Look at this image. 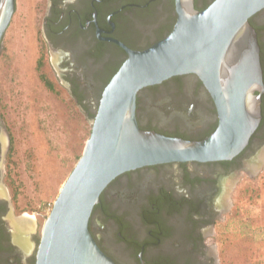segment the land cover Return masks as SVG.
<instances>
[{
  "label": "flooded vegetation",
  "instance_id": "af4514ba",
  "mask_svg": "<svg viewBox=\"0 0 264 264\" xmlns=\"http://www.w3.org/2000/svg\"><path fill=\"white\" fill-rule=\"evenodd\" d=\"M48 1L43 20L48 48L80 106H87L86 95H96L94 114L107 79L127 58L112 39L144 49L177 20L172 0ZM198 1L202 9L214 0ZM250 22L258 33L264 75V8ZM262 100L259 127L232 159L149 165L113 180L90 220L102 250L118 264H218L214 239L230 209V193L244 172L255 173L263 161L251 168L264 146V93ZM153 116L160 120L151 121ZM137 118L143 129L192 140L218 125L214 100L195 74L173 76L142 91ZM9 209L1 197L0 264H35L41 235L34 228L16 235Z\"/></svg>",
  "mask_w": 264,
  "mask_h": 264
},
{
  "label": "water",
  "instance_id": "95a60500",
  "mask_svg": "<svg viewBox=\"0 0 264 264\" xmlns=\"http://www.w3.org/2000/svg\"><path fill=\"white\" fill-rule=\"evenodd\" d=\"M176 23L144 49L116 41L127 58L105 86L91 119L83 154L63 184L41 230L35 264H118L90 229L94 208L109 184L140 167L232 159L249 143L263 118L261 46L251 17L264 0H175ZM16 0H0V46ZM195 74L212 96L217 128L202 139L143 129L137 118L142 90L177 75ZM8 145L3 143L1 164ZM3 178V172H1ZM9 201L10 198L4 195Z\"/></svg>",
  "mask_w": 264,
  "mask_h": 264
},
{
  "label": "rangeland",
  "instance_id": "374dc122",
  "mask_svg": "<svg viewBox=\"0 0 264 264\" xmlns=\"http://www.w3.org/2000/svg\"><path fill=\"white\" fill-rule=\"evenodd\" d=\"M48 3L16 0L0 46V163L3 143L8 145L0 165V198L7 195L9 216L30 220L29 226L39 235L83 154L96 98H82L84 109L62 79L59 61L43 33ZM155 120L160 118L151 117ZM171 125L186 129L178 123ZM258 154L251 168L263 160L261 167L239 178L230 193V209L217 225L218 264H264V146Z\"/></svg>",
  "mask_w": 264,
  "mask_h": 264
},
{
  "label": "trees",
  "instance_id": "16d2710c",
  "mask_svg": "<svg viewBox=\"0 0 264 264\" xmlns=\"http://www.w3.org/2000/svg\"><path fill=\"white\" fill-rule=\"evenodd\" d=\"M210 4H211V3H210ZM210 4L205 5V7H203V8L208 7ZM171 5H172L173 10H175V0H172V1H171ZM174 21H175V19H174ZM173 24H175V23L173 22L168 28H166V29H164V30H162V31L160 32V34H159V38H160V39L164 38L166 35H168V34L171 32V30L173 29V26H174ZM119 67H120V66H118V67L114 70V72L112 73L111 77H109V78L107 79V81H106V83H105L104 86H106V85L109 83V81L111 80V78H112V77L114 76V74L118 71ZM151 87H153V86H149V87L145 88L144 90L149 89V88H151ZM104 88H105V87H104ZM144 90H142V91H144ZM142 91H141V92H142ZM94 115H95V114H94ZM216 127H217V125L213 128V130H215ZM96 206H97V205H96Z\"/></svg>",
  "mask_w": 264,
  "mask_h": 264
},
{
  "label": "bare ground",
  "instance_id": "6f19581e",
  "mask_svg": "<svg viewBox=\"0 0 264 264\" xmlns=\"http://www.w3.org/2000/svg\"><path fill=\"white\" fill-rule=\"evenodd\" d=\"M14 218V217H12ZM15 219V218H14ZM19 219V220H18ZM18 219H15L17 222L16 226H17V229H18V233L20 231H27V230H30L32 229L33 227L29 226V222L30 220L26 219V218H18ZM21 233V232H20Z\"/></svg>",
  "mask_w": 264,
  "mask_h": 264
}]
</instances>
